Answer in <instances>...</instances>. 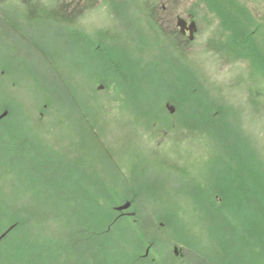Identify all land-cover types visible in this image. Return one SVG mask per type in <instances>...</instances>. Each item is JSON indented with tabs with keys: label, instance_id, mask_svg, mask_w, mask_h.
<instances>
[{
	"label": "rangeland",
	"instance_id": "1",
	"mask_svg": "<svg viewBox=\"0 0 264 264\" xmlns=\"http://www.w3.org/2000/svg\"><path fill=\"white\" fill-rule=\"evenodd\" d=\"M175 5L198 23L187 44L174 17L103 2L81 21L103 51L41 27L33 37L60 48L47 64L16 35L0 40V109L12 119L0 125V228L11 214L26 222L12 264H142L145 243L156 264H264V0ZM234 22L253 51L234 47ZM124 199L131 220L114 211L107 240L80 239L88 209Z\"/></svg>",
	"mask_w": 264,
	"mask_h": 264
},
{
	"label": "flooded vegetation",
	"instance_id": "2",
	"mask_svg": "<svg viewBox=\"0 0 264 264\" xmlns=\"http://www.w3.org/2000/svg\"><path fill=\"white\" fill-rule=\"evenodd\" d=\"M177 1L180 0H0V40L8 46V44H12L10 35H16L24 44L35 47L38 57H42L47 64H49V60L46 55V58H44V53L53 52L54 57L59 61L60 48H46L33 37V34L43 35L44 29L41 27L49 29L53 34H59L60 37L70 34L73 36V43L76 45L81 44L90 50L103 51L105 50L104 47H100L103 40L98 38L93 40L92 32L89 30L91 26H85L81 23L83 20L89 24L95 14V3L103 2L107 4L122 3L127 7L129 4H134L133 12L135 14L140 13L148 18L174 17L176 21L171 26H176L178 34L186 43L191 35L189 30L191 24L195 23L196 30H198V23L194 20V16L190 14V10H185L182 14L178 13L179 10L175 5ZM144 3L148 4L147 10L140 12L142 8L139 6H143ZM180 21H182L184 28L180 26ZM156 27L161 28L157 20ZM29 37L33 40H30ZM98 43L101 45L96 46ZM11 52L13 53L12 50ZM18 60L24 62L25 66L28 65V58L25 55H20ZM39 63L41 62L39 61ZM1 109L0 125L10 123L12 119L9 109L7 107Z\"/></svg>",
	"mask_w": 264,
	"mask_h": 264
},
{
	"label": "trees",
	"instance_id": "3",
	"mask_svg": "<svg viewBox=\"0 0 264 264\" xmlns=\"http://www.w3.org/2000/svg\"><path fill=\"white\" fill-rule=\"evenodd\" d=\"M235 25L241 26L240 24H238V22H234V23H232V27H234V29L236 28ZM234 34H235L234 35V37H235V39H234L235 44H233V45H234V47L236 49L241 50V51H243L242 48L247 49L248 51H253L254 50L253 49L254 48L253 47V44L251 42V39L248 36V34H246V31H244L243 29H240V30L235 29V33ZM255 54L258 55L257 52H255ZM186 90L189 91L188 92L189 93V96H192L193 95V90L190 89L189 86H188V88ZM185 103H187V105L189 107H191V108L192 107L195 108V106H196V103L195 102H192L191 101V98L189 100H186ZM208 117H209V115H208ZM240 157L243 158L241 155H240ZM258 172H257V174H259ZM261 189L264 190V187L262 186ZM98 191H100V190L99 189L94 190V192H92L89 195H92L94 193L95 194H99ZM74 192H76V191H74ZM80 194L85 195V194H88V193L80 192ZM95 194H94V196H97ZM245 196L247 198H249L251 201H254V203L257 204V205H259L261 203L259 201V199L256 198L255 194L251 190H249V191L247 190ZM99 198H101L102 201H104V199H105L104 197H99ZM71 200H74V199H71ZM92 201L95 202V203H97V200L96 199H93ZM262 201H264V195H262ZM62 207H60L59 209H62ZM251 207H253V205H251ZM71 210H72V208L69 205H65L64 211H59V212H62L63 213L62 215L65 216V218L67 220V225L66 226H69L68 227L69 229L72 228V226H71L72 225L71 224V216L69 215V212ZM88 210H89V214H91V216H90V219H91L90 223H91V225L89 227L87 226L84 230H82L80 232V236H81L80 239H83V240L86 241V243L91 244L93 241H95L97 239L98 240L99 239H106L107 236L110 237L111 234H112L111 231H113V229L115 227V224L118 222V219L116 221V216H114L113 213H112V212H114V210L113 211H110V212H107V210H103L100 207H95V208L93 207V208H90ZM91 210H95V213L91 212ZM114 214H115V212H114ZM6 217H7V214L1 215V220L2 219H5ZM9 217H11V220H9L7 226L4 227L3 229L0 228V237L2 236V234L9 227L12 226L13 229H12V231L7 236H5L3 239H0V255H3V253L6 250H9L11 252V255L9 254V252L7 254H5L6 255L5 258H1L0 264H12V262H13L12 261V259H13V254H12L13 244L11 242V239H13L12 236L15 233H17L19 230H23L24 229V226L26 225L25 219H17L18 217H16V215H12V214L9 215ZM124 219L127 220L129 218L124 217ZM84 233L86 235L85 236H82ZM140 234L141 233L138 230L137 231V237ZM71 242L72 241H70V243ZM143 245H144V247H147V248H148V245L151 246V248L154 246V245H152V243H150V244L145 243ZM146 249L144 251H142L141 254H138L137 255V260L140 261L142 264H156V259L153 256L148 255ZM33 250L34 251L35 250L41 251V248H35V247H33ZM223 250L224 249H221L220 248V252H222ZM16 252H18L17 249H16ZM99 262L100 261L97 260L96 262H94V264H99Z\"/></svg>",
	"mask_w": 264,
	"mask_h": 264
},
{
	"label": "water",
	"instance_id": "4",
	"mask_svg": "<svg viewBox=\"0 0 264 264\" xmlns=\"http://www.w3.org/2000/svg\"><path fill=\"white\" fill-rule=\"evenodd\" d=\"M180 26L181 27H183L184 25H183V23H182V21H180ZM184 28V27H183ZM189 30H190V32H191V36H190V40H192L193 38H194V33L197 31L196 30V25H195V23H192L191 24V27L189 28ZM168 109L170 110V111H174L173 110V108L171 107V106H168ZM130 207V203H127V204H124V205H122V206H120V207H118L117 209L119 210V211H123V210H126V209H128ZM12 230V227L11 228H9L2 236H1V238L0 239H3L10 231ZM175 251L177 252V248H175Z\"/></svg>",
	"mask_w": 264,
	"mask_h": 264
}]
</instances>
